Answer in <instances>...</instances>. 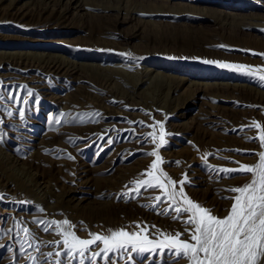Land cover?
<instances>
[{
  "label": "rangeland",
  "instance_id": "rangeland-1",
  "mask_svg": "<svg viewBox=\"0 0 264 264\" xmlns=\"http://www.w3.org/2000/svg\"><path fill=\"white\" fill-rule=\"evenodd\" d=\"M58 2L70 6L68 27L5 15L22 10L33 22ZM148 4L173 13H140ZM0 8V174L16 195L0 193V264H264V101L256 96L264 93V0H0ZM88 30L108 34L110 46L83 45ZM126 36L129 46L121 42ZM10 57L69 62L77 80L7 69ZM96 68L119 72L109 93L97 89L104 80ZM162 75L188 82L172 93ZM31 78L48 91L31 86ZM120 89L137 93L120 96ZM211 115L215 126L206 122ZM132 122L138 131L120 130ZM108 124L114 127L103 135L67 134L73 139L54 156L78 158L88 170L82 180L72 183V174L58 169L43 177L23 169L47 135ZM131 141L137 148L118 151ZM207 179L206 188L196 184ZM87 188L112 192L97 201L129 200L91 213L103 222L95 224L84 214L90 204L76 206L77 199L95 201ZM135 204L162 219L149 223ZM75 218L84 227L75 228ZM118 220L125 223L116 226Z\"/></svg>",
  "mask_w": 264,
  "mask_h": 264
},
{
  "label": "bare ground",
  "instance_id": "bare-ground-1",
  "mask_svg": "<svg viewBox=\"0 0 264 264\" xmlns=\"http://www.w3.org/2000/svg\"><path fill=\"white\" fill-rule=\"evenodd\" d=\"M96 6V5H95ZM14 7V6H13ZM49 7L48 6H45L43 8H41L38 13H36L35 17L36 19L33 20V22H31V15H28V14H25L24 13H21V11L19 12H16V13H7L5 15H7L8 17H11V19L17 23H21V24H26V23H29V24H35L39 27H45V26H52V25H55L54 27H68L70 25V20L68 19V12L70 10V6L69 7H65V6H62L59 2L56 4V7L55 9H52L51 11H49L48 9ZM95 8H101V7H95ZM144 8H146L147 10H144V11H139L140 13H157V12H161V11H166L168 12L167 14L171 13L172 11H167L168 9V6L166 5H160V6H157V5H153V4H148L147 6H144ZM2 9V8H0ZM102 10H108V9H111V7H108V8H101ZM115 9V8H114ZM10 10V9H9ZM120 10V9H119ZM125 10V9H124ZM8 11V9H7ZM33 13V11H32ZM173 13V12H172ZM246 26H249V25H246ZM53 27V26H52ZM86 29V28H85ZM90 30V29H89ZM87 32V34L90 36L89 40H87L85 43H82L83 45L89 47V48H99V47H103V46H106V47H109L110 45L107 43V41H105L104 37H108L105 32H100L98 35H94L93 34V31H89ZM108 30V29H107ZM112 30V29H111ZM102 31V30H101ZM113 31V30H112ZM111 32V31H110ZM135 34V33H134ZM110 36V35H109ZM132 37V36H131ZM131 41V38H129L128 36L124 37V39L121 41L122 43H124L123 45H128L129 46V43ZM120 42V43H121ZM120 45V44H119ZM214 43H212V41L210 42V44L206 43L205 46H200L198 45V48H204V47H209V46H213ZM122 46V45H121ZM241 47V46H240ZM138 48V47H137ZM121 49V48H120ZM138 55H141V56H144V55H150V53H141L138 51ZM199 56V55H198ZM12 59H9L8 61H5V65L7 69L9 68H14V67H17L18 69H22L24 70L25 72H29L31 70H37V71H40L45 75H50V76H68L69 78H71L73 81L77 80L76 79V74L78 73V67L77 66H74V65H71L60 59H57V58H47V59H42L40 61V63H38L37 65L31 63H27V61L23 62V61H18L17 59H15L16 57H10ZM28 59V58H27ZM1 66V65H0ZM3 68V67H2ZM91 69V68H90ZM93 72L95 74H98L101 76V78L105 81H101L103 84H101V86H99V89L101 92L103 93H109L108 92V87L106 86L108 84V82H111V80H116V77H120V75H118V71L116 70H112V69H104V70H98L97 68L96 69H93ZM2 78H5V79H10L11 77H19V79H21L22 81L23 80H26L25 78H23L22 76H1ZM122 80L125 81V83L128 84H131L134 89H138L137 88V83L134 82V79L133 80H130L129 78H123V76H121ZM132 79V78H131ZM160 82H165V83H168L171 87L169 89L170 92L174 93L175 90H177L178 88L184 86L188 80L186 79H177V78H174V77H170V76H167V75H162L160 78ZM27 82V81H26ZM43 80L40 78V79H35V78H31V80H29V83L31 86H33L35 89H39L40 91H48L47 90V87L46 86H43L42 84ZM28 83V84H29ZM165 85V84H164ZM167 86V85H166ZM217 88L219 89H222L220 87L217 86ZM226 88V87H225ZM243 89H247L248 87H242ZM111 90V89H110ZM223 90V89H222ZM235 91L236 88L234 89ZM137 90H134V91H129L127 89H120L119 92H118V95L120 96H130L132 97V95H134ZM249 91H251L250 93L252 94L253 93V89H249ZM39 93V91H38ZM41 93V92H40ZM39 93V94H40ZM44 95V94H43ZM253 95V94H252ZM258 98H261L260 101H264V93L262 92H257V95ZM82 98V97H81ZM95 100H99V99H95ZM114 100H117V99H114ZM107 101V99L104 100V102ZM120 101V100H118ZM259 101V102H260ZM95 102V101H94ZM121 102V101H120ZM102 103V101L100 102ZM82 104V103H81ZM95 104V103H94ZM99 108L102 110V111H106L107 110V107H104V105H100L99 104ZM108 111V110H107ZM174 112V111H173ZM22 114V113H21ZM22 118V117H21ZM208 123L212 124V126H215L217 125L216 123L218 122L217 119L214 118V115L212 116H208L207 119H206ZM132 123H135L136 122H132ZM137 126V127H136ZM114 127V125L112 124H108V125H101V126H98V127H88V128H79L80 130H77V129H74V128H71V129H64V130H61L60 132H57L55 134H49L47 135L46 138H49V141H45V140H42L41 143L37 144V145H33V147L35 148V151L34 153L31 154V160L28 164H24L25 169L27 171V173H31L32 170H36L37 169V173H38V176L39 177H43V175L45 174H49V175H53L52 173H54V171L56 169H58L57 172H59L61 174V170L62 171H68L69 173L72 174V183H76L78 180H82L83 178H85L86 176L84 175H87L88 173V170H87V166H85L84 164H81L80 163V160L78 158H75L74 161H62L61 158L62 156H65V153L61 152L60 156H59V160L56 161L55 160V155L57 153H59L60 150H62L63 148H65L64 146V142L66 141V139L70 138V137H67V134L69 135H72V136H75L76 139H78L79 137L80 138H87L88 136L90 135H94V134H98V135H103V133H107L108 130L110 128ZM140 127L139 123L138 125L136 124L135 127H132L131 126V123L126 125V126H123V127H120V130L123 129V130H133V131H138V128ZM217 128V127H216ZM103 129V130H102ZM105 129V130H104ZM119 129V128H118ZM60 130V129H59ZM120 132V131H119ZM140 132V131H139ZM129 133V132H128ZM142 133V132H141ZM139 134V133H138ZM121 135V134H120ZM106 136V135H105ZM103 136V137H105ZM99 137V136H98ZM133 137V136H132ZM26 139H29L28 137H25ZM79 138V139H80ZM96 138V137H95ZM94 138V139H95ZM70 139H73V138H70ZM69 139V140H70ZM102 140V139H101ZM143 140V139H142ZM100 142V141H99ZM135 142V141H134ZM125 144V143H124ZM123 145V144H122ZM120 147V146H119ZM137 148V143L136 144H133L132 145V141L125 145V146H122L118 149V151H122V150H125V149H135ZM48 149H54V153L50 156H46L43 152H45L46 150ZM11 159V158H10ZM45 160H50L51 163L53 162L56 167H49L46 169L45 165H43L42 163L45 162ZM35 161H40L38 163H35ZM10 162V161H9ZM11 162H13L14 164H18V160H11ZM20 162V161H19ZM43 165V166H42ZM23 166V165H21ZM23 166V167H24ZM216 178V176H215ZM209 179L207 180H202L200 182H196V184H199L201 186H207L209 185ZM17 183V182H16ZM216 185V184H215ZM82 186V185H81ZM116 187V186H115ZM215 187V186H214ZM206 188V187H205ZM213 188V187H212ZM210 190V189H208ZM15 191V188H14V184L10 183V181H8V179L5 178V176L3 174H0V193H3L4 195H7V196H11L12 198H14L16 195L14 193ZM73 192H75L73 189H70L69 191H67L66 193H64L65 196H69L70 194H72ZM29 193V192H28ZM85 194H90L91 196H94L95 197V201H89V199L87 198H83V199H77V204L76 206L80 208H82V205L85 204V203H88L90 204L89 207L86 209V211H84V214H88L86 215V219L87 220H90L92 222H96L95 224H99V223H103L102 221L101 222H98L99 219L98 218H94L92 215H90L91 213L93 212H99V210L102 208V209H109V208H116L117 206H126L124 204V202L128 199H124L122 200L121 204H116V198H118L117 196L114 198V201H111V203H109V201H97L96 198H100L102 197L104 200H108L111 195L112 192H105V193H95V192H92L90 190V188H87V190L84 192ZM120 193V192H119ZM124 193V192H123ZM128 195V194H127ZM122 197V196H121ZM73 199V198H72ZM110 200V199H109ZM129 200V199H128ZM11 201V200H10ZM144 201H147L146 199ZM149 201V200H148ZM72 202V201H71ZM92 202V203H91ZM134 202V201H133ZM139 202H140V199H139ZM143 203V201L141 202ZM131 206H135L138 208V211L140 210L141 212V216L142 217H145V219L149 220V223H154V225L156 224L154 220H160L162 219L161 218H158V215L157 217H153L152 215H148V213L139 208L138 205H131ZM78 209V208H77ZM85 210V209H84ZM51 212L53 210H50ZM139 212V213H140ZM78 215V214H77ZM126 215V214H125ZM76 217V216H75ZM133 217V216H131ZM129 218V217H127ZM139 218V217H138ZM171 218V217H170ZM116 219V218H115ZM130 219V218H129ZM128 219V221H129ZM180 219V218H179ZM71 220V219H70ZM113 220V219H112ZM120 220V219H119ZM117 221L115 222V225L117 226H122L125 221ZM137 220V219H136ZM139 221L137 222H140V219H138ZM111 221L108 220V222ZM132 221V219H131ZM168 226H170L171 230H174L176 232H180L182 230V228H180V225L176 222L174 223V221H171L169 219H164L163 220ZM112 222V221H111ZM127 222V221H126ZM72 223L74 225L75 228L77 229H81V225L83 223V220H80L77 218H75L74 220H72ZM85 223V222H84ZM88 223V222H87ZM105 223V221H104ZM129 223V222H128ZM162 223V222H160ZM106 224V223H105ZM104 224V225H105ZM112 225V224H111ZM114 225V224H113ZM129 225V224H128ZM83 226V225H82ZM156 226V225H155ZM84 227V226H83ZM82 227V228H83ZM86 227V226H85ZM159 227V226H158ZM125 228V227H124ZM85 229V228H84ZM88 229V228H87ZM169 229V230H170ZM115 230V229H114ZM122 230V229H121ZM135 230V229H134ZM170 230V231H171ZM80 231V230H79ZM123 232V230H122ZM37 233V232H36ZM43 237H45V235H43ZM35 239V238H34ZM52 239V238H51ZM36 241V240H35ZM43 241V240H42ZM40 244V242H38ZM42 247V246H41ZM38 251V250H37ZM47 252V251H46ZM35 253V252H34ZM36 254V253H35ZM124 261V260H123ZM126 261V260H125ZM44 263V262H43ZM42 261H40L38 264H43ZM109 263V262H108ZM123 263V262H122ZM79 264V263H78ZM145 264V263H144ZM257 264V263H256Z\"/></svg>",
  "mask_w": 264,
  "mask_h": 264
}]
</instances>
